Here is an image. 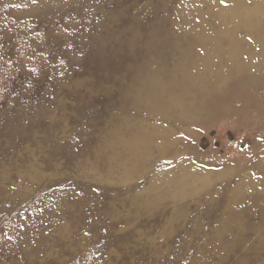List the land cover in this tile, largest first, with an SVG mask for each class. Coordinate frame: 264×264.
I'll list each match as a JSON object with an SVG mask.
<instances>
[{
    "label": "rangeland",
    "instance_id": "1",
    "mask_svg": "<svg viewBox=\"0 0 264 264\" xmlns=\"http://www.w3.org/2000/svg\"><path fill=\"white\" fill-rule=\"evenodd\" d=\"M216 1L217 8L229 6L228 0ZM189 2L205 5L197 0H0V264H196L199 242L209 253L214 237L223 241L244 234L264 240V221L240 222L235 216L240 190L264 192L263 84L247 87L249 99L245 93L234 96L224 117L192 130L196 151L193 160L186 158L189 167L180 168H193L196 179L206 176L201 193L187 201L169 198L173 193L164 185L151 192L145 187L155 171L170 180L180 172L174 169L176 158L155 170L146 166L147 178L131 182L140 188L120 196L111 185L115 181L106 180V168L96 164L104 143L112 142L109 133L132 113L122 95L127 84L150 66V45L171 37ZM253 41L248 40L260 57ZM102 178L113 186L110 195L100 189ZM248 224L257 232L245 231Z\"/></svg>",
    "mask_w": 264,
    "mask_h": 264
},
{
    "label": "bare ground",
    "instance_id": "2",
    "mask_svg": "<svg viewBox=\"0 0 264 264\" xmlns=\"http://www.w3.org/2000/svg\"><path fill=\"white\" fill-rule=\"evenodd\" d=\"M197 1L202 2V4L204 3L205 4V5H203L204 7L197 6L195 2H189V4L187 5V8H189L188 11H186V14L184 11V14H181L183 16L182 17L180 16V18H179V21H178L179 27L174 28V29L171 28V37L167 38V41L165 43H162L160 45H156V47H154L153 45H150V51L151 52L147 57L148 58L147 64H150V66L147 65L146 67H142L141 71H143V70H145V71H143L141 73L139 72L141 75L139 73H137V74H139V75H137V76H139V79L133 81L130 85L127 84L128 87L125 90L126 93H122V95L124 97V101H126L127 105L130 106V111H132V113L130 116L127 115V116L121 117L122 120L124 121V123L122 124V127L117 128L112 133H109L112 136V138L109 139V137H108L105 139L112 140V142H110L108 145H107L108 142L104 143L105 147L104 148L102 147L103 149L101 150V153H99V155L97 156V159H96L97 166L104 167V168H106V171H108V174H107L108 176H106L107 178L105 177L106 180L108 179L109 181L110 180L115 181L113 184H111L114 186L113 187L111 185L110 186L107 185V182L104 180V178H102L103 183H101L100 189L102 191L104 190L103 192L105 194H108V195L111 194L109 191L110 187L116 188V194L118 196H120L124 193H128V192L133 193V192L137 191L138 188H140L141 184L135 185L133 183L134 184L133 185V184H131V182H133L137 179H140L141 176L147 178L148 173L142 174L143 169L146 166L149 167V169H151V170L153 168H154L153 170H155L160 162L162 163V161H165V163H166L171 158H172V160L174 158H176L177 162L175 163L174 169H176L180 172L177 173L174 171L173 176H171L172 179L170 180L169 177H168L169 179L164 177V175H163L164 172L162 170L155 171L152 179L150 181L148 180L149 181L148 183H145V187L148 189L149 192H151L153 190H158V189L162 188V186L164 185L165 186L164 190L166 193H169V192L173 193L172 197H169V198L180 199V202L185 201V200L187 201V199H185V198L197 196L198 192L201 193V191H200L201 189L199 188L200 187L199 185H201L202 181H205L202 179H204V177L206 175H201L200 178L197 177L198 179H196V176H197L196 171L193 168L192 169L191 168H180L181 165H183V166L187 165L189 167V161L188 160L190 158H191V160H193L192 158L194 157V152L196 151L194 143H192V142H194V140H193L194 138L192 137L193 136L192 134H195V132H193V131H195V130H193L194 127H195V129L201 128V127L207 126L209 122L217 120L218 117H220V116L224 117L225 113L229 110V107L231 106L230 104L232 102V98H234V96L236 98V96L241 94V93H245L244 94L245 99L248 98V93H246V90H248L252 84L255 83V84L259 85L260 87L263 84V86H264V80L263 81L261 80V77H264V0H228L229 6H223L224 4H222V7L219 6L220 8H217V6L215 4V0H207L206 3L203 0H197ZM18 2L20 3V1H18ZM51 2H54V0L53 1L51 0ZM5 3H7V2H5ZM151 4H152V2H151ZM181 5H183V4H181ZM218 5H220V4H218ZM23 7H24V5H23ZM179 7H180V5H179ZM183 7H185V6H183ZM226 8H228V10H226ZM83 9H85V7ZM203 13H208L207 14L208 16L204 15ZM33 15H34V13H33ZM18 16H19V14H18ZM85 16H86V14H85ZM195 18H197L198 24H193V22L196 21ZM100 22H101V20H100ZM93 27H95V26H93ZM113 27H114V25H113ZM159 30H160V28H159ZM137 32H139V31H137ZM128 33H130V32H128ZM150 34H152V33H150ZM150 34H148V35H150ZM113 35H115V34H113ZM101 38H102V34H101ZM129 38L130 37H128L126 39H129ZM249 38H253L254 39L253 43L255 44L256 48H260V50H261L260 57L258 54H256L257 52L256 53L253 52L254 47L252 46V48H251L250 43L248 42ZM139 40H141V39H139ZM145 40H147V38ZM105 41H107V38ZM243 45L246 46V48H247L246 51H244V49L241 48ZM152 46L154 48H152ZM117 48H116V50H117ZM105 50H107V49H105ZM113 51H115V50H113ZM140 56H141V54H140ZM141 60L145 61L146 59L143 58ZM128 64H129V62H128ZM152 64L155 65V67L151 66ZM133 69H134V67H133ZM133 71H132V73H133ZM126 75H127V72H126ZM126 81H127V79H126ZM247 87H248V89H247ZM254 88H256V87H254ZM91 95H92V93H91ZM105 98H106V96H105ZM78 102H79V100H78ZM91 102H92V100H91ZM246 105H247V103L242 104V106H244V107H246ZM112 106H114V105H112ZM73 107H75V106H73ZM116 111H117V108L115 110V113H116ZM121 111H122V109H121ZM117 114H118V112H117ZM147 117H149L150 119H153L154 122L148 120ZM103 118H105V117H103ZM103 118H101V120H104ZM110 118H112V117H110ZM105 119H107V118H105ZM95 120H98V119H95ZM56 121H58V120H56ZM90 122H91V120H90ZM81 123H84V122L81 121ZM93 124H95V123H93ZM103 124H105V123H103ZM116 124H117V122H116ZM199 126H201V127H199ZM96 128H98V127L96 126ZM92 129H94V127H92ZM92 129H90V130H92ZM99 134H100V132H99ZM53 135H55V133ZM102 135H105V134H102ZM188 139H189V141H188ZM102 140H104V139H102ZM104 141H106V140H104ZM90 144H91V142H90ZM93 149H95V148H93ZM96 151H98V150H96ZM59 153L60 152H58V154ZM96 155L97 154H95V156ZM88 156H89V153H88ZM187 157H189V159H186ZM94 160H95V157H94ZM195 163H196V161H195ZM30 165H32V164L30 163ZM190 165H191V163H190ZM30 167H33V166H30ZM91 167H92V165H91ZM93 169H94V167H93ZM183 169H187V172L186 171L183 172L184 171ZM32 170H35L34 167ZM95 172H97V171H95ZM95 172H94V175H96ZM242 173H243V171H242ZM80 174H78L79 175L78 177H80ZM113 176L117 177V179H115V177H113ZM61 177H63V176H61ZM65 177H64V179H65ZM209 177H208V179H209ZM99 178L100 177H98V179ZM86 179H85V181H86ZM80 181L82 182L81 179L79 180V182ZM72 184H73V182H72ZM73 185H75V184H73ZM90 188L93 189V187H91V186H90ZM177 189H179V190H177ZM249 189H252L251 192H243L242 190H240L238 195L236 192L233 191L234 197L237 195L235 203L240 207L236 210L235 216L238 220H240V222L243 219H247L249 221H256V219H259L260 221H264V192L262 190L257 189V188L254 189V187L249 188ZM87 192H89V191H87ZM159 193H160V191H159ZM72 194H74V193H72ZM148 194H150V193H148ZM161 194H163V193H161ZM233 194H231V195L233 196ZM126 195H128V194H126ZM72 197H73V195H72ZM22 198L25 199V197H22ZM116 198H114V199H116ZM146 198H147V196H146ZM150 199H152V198H150ZM162 199H164V198L162 197ZM146 200L149 201L148 199H146ZM125 201H126V199H125ZM132 201L134 202V199H132ZM126 202H128L130 204L132 203L131 200H127ZM200 202H201V200H200ZM108 203H112V201L108 202ZM142 203H144V202L142 201ZM208 203H210V202H208ZM134 204H136V203H134ZM152 204H154V203H152ZM125 205H126V203H125ZM159 205L160 204H158V206ZM66 206H67V204H66ZM110 206H113V205H110ZM147 206H149V204ZM150 206H152V205H150ZM155 207H156V205H155ZM161 207H162V205H161ZM97 209H98V207H97ZM141 209H143V208H141ZM166 209L168 211V209H170V207L166 208ZM159 210H160V208H159ZM182 211H180V214ZM174 212H176V211H174ZM153 213H154V211H153ZM137 215H138V213H137ZM150 217H152V216H150ZM196 217H198V215H194L192 220H195ZM111 218H114V217H111ZM178 218H180V217H178ZM186 218L184 217V219H186ZM169 219H170V217H169ZM171 221H169V222H171ZM220 222H222V220H220ZM228 224L231 225V227L233 226V224L231 222H228ZM259 224H261V223H259ZM219 225H220V223H219ZM171 227H172V224H171ZM247 227L248 228L245 231H251V235L254 234L255 232H257L256 228L251 229L250 224H248ZM164 229H166V228H164ZM106 231H107V229H106ZM219 235H220V233H219ZM242 237L243 238H240V239L237 237H230L227 240L224 238L225 240H223V241L220 240L221 238H216V240H215V237H214V238H212L213 244L211 245V248L208 249L209 253L206 252V249L204 251L202 250L203 247H206V243L205 242H203V243L199 242L198 243L199 247H197L196 251H195V255H199V256L198 257L195 255L193 256L194 258H197L195 260V263L196 264H204V263L205 264H264V263H262V262H264V240L263 239L253 240V239H250L249 237H244V234ZM250 241L253 242L251 244V246L248 245V243ZM126 246H127V244H126ZM242 256H244V257H242Z\"/></svg>",
    "mask_w": 264,
    "mask_h": 264
}]
</instances>
